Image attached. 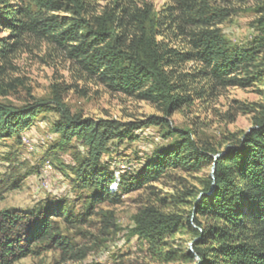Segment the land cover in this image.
<instances>
[{"label": "trees", "instance_id": "obj_1", "mask_svg": "<svg viewBox=\"0 0 264 264\" xmlns=\"http://www.w3.org/2000/svg\"><path fill=\"white\" fill-rule=\"evenodd\" d=\"M18 1L21 7L11 9L0 0V24L13 37H41L110 93L147 102L165 116L203 97L205 90L194 88L199 81L214 90L245 88L263 77L264 66L260 72L255 69L260 66L258 48H264V19L257 47L236 49L215 28L225 19L223 12L216 14L203 0H177L178 15L175 6L156 12L151 3L136 0H114L100 10L94 0ZM170 38L181 45H172ZM190 62L199 68L182 71ZM51 111L59 116L55 131L61 141L68 145L75 140L85 150V155H73L76 165L71 172L76 188L90 196L84 201V212L76 216L62 201L38 211H0V264H15L54 249L70 253L58 220L86 223L96 204H119L120 195L157 183L170 170H199L203 159L213 164L212 176L193 202L190 215L148 204L133 217V236L160 264H264V107L250 132L215 160L212 155L219 152L198 147L189 131L173 130L169 133L177 141L172 146L156 150L138 173L117 180L101 164L108 144L133 139L131 131L166 121L151 117L125 127L71 116L58 100L54 108L36 103L11 109L0 104V138L20 135L34 117ZM113 183L120 195L110 191ZM16 187L15 182L11 189ZM103 218L110 223L109 214ZM184 235L190 236V248L176 243Z\"/></svg>", "mask_w": 264, "mask_h": 264}, {"label": "rangeland", "instance_id": "obj_2", "mask_svg": "<svg viewBox=\"0 0 264 264\" xmlns=\"http://www.w3.org/2000/svg\"><path fill=\"white\" fill-rule=\"evenodd\" d=\"M2 1L11 9L21 7L18 0ZM136 1L151 3L156 12L170 6L177 8V15L180 12L177 0ZM93 2L100 10L114 0ZM203 2L216 14L223 12L225 19L216 23L215 28L234 48L257 47L262 40L259 24L264 19V0ZM26 4L36 12L32 3ZM170 41L174 46L181 45L178 39L170 38ZM258 52L260 66L256 72L264 66V48H258ZM1 53L4 55L0 59V104L3 106L22 109L42 103L54 108L58 100L71 116L83 120L110 121L125 127L151 117L166 121V124L131 131L133 139L114 140L108 144L101 164L114 173L115 180L122 175L138 173L156 150L172 146L177 141L169 133L173 130L189 131L198 147L219 152L212 155L215 160L250 132L254 118L264 107V73L261 81L245 88L217 87L213 90L205 81H199L194 88H203V97L165 116L158 107L147 102L110 93L96 78L81 72L75 63L41 37L24 34L16 39L2 23ZM198 68L196 63L190 62L182 71L193 72ZM58 119L55 112H45L34 117L20 135L0 138V211H38L62 201L74 216L84 212V201L90 193L76 188L71 169L76 165L73 155L77 152L85 155V150L75 140L68 145L61 141L55 131ZM203 160L197 171L170 170L157 183L127 195H120L113 183L110 191L120 195L119 204H96L93 215L83 224L58 220L61 234L70 243V253L54 249L15 264H160L151 260L142 242L133 236V217L148 204L189 216L193 202L212 176L213 164ZM15 182L17 187L11 189ZM104 214L110 215V223L103 218ZM181 242L184 248L192 245L189 235L176 238L177 244Z\"/></svg>", "mask_w": 264, "mask_h": 264}, {"label": "built area", "instance_id": "obj_3", "mask_svg": "<svg viewBox=\"0 0 264 264\" xmlns=\"http://www.w3.org/2000/svg\"><path fill=\"white\" fill-rule=\"evenodd\" d=\"M46 168H49V166L47 165V166H46ZM110 190L112 191V190H113V188H112V187H110Z\"/></svg>", "mask_w": 264, "mask_h": 264}]
</instances>
